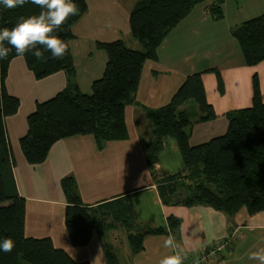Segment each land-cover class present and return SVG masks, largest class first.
Returning a JSON list of instances; mask_svg holds the SVG:
<instances>
[{"label": "crops", "instance_id": "0c3cea01", "mask_svg": "<svg viewBox=\"0 0 264 264\" xmlns=\"http://www.w3.org/2000/svg\"><path fill=\"white\" fill-rule=\"evenodd\" d=\"M137 1L86 0L88 8L72 26L73 37L69 40L76 69L74 81L83 92L91 93L93 82L105 70L108 55L97 46L99 42L121 39L131 48L142 49L130 25V14ZM213 2L197 5L167 35L159 48L158 60L145 62L134 100L125 109L129 133L125 140L100 145L93 134L61 138L54 142L43 162L29 163L20 144L29 129L28 116L38 101L50 99L65 89L69 77L65 70H60L39 79L28 68L24 56L11 60L6 87L19 98L20 106L15 114L6 117L5 123L16 161L14 175L18 191L26 199V236L49 237L75 260H87L90 264H108L104 243L113 247L119 264H159L166 255L179 254L188 260L225 242L226 248L205 264H260L258 260L248 259V254L264 249V211L250 214L244 207L231 216L210 205L166 204L152 169L158 174H175L184 168L177 140L165 135L158 162L152 167L147 160V146L154 136V124L147 110L168 104L188 75L202 72L207 100L216 113L215 118L200 121L202 113L194 100L182 107L196 115L195 124L189 129L192 146L224 135L229 128L228 113L252 106L255 76L264 101V60L248 65L232 35V30L247 17L261 14L264 0L258 12L252 11L250 16L238 14L226 25L237 42L234 43L237 58L208 68H198L196 62H191L201 45L207 46L214 39L210 37L211 31L227 22V0L223 2L224 16L220 20L210 13ZM216 69L220 72L222 88ZM67 176L74 177L78 195L85 204L97 205L115 199H122L123 204L130 202L136 215L135 226L142 232L148 230L143 236V249L134 251L128 228L119 222L101 231L95 229L86 245H74L66 224L69 199L62 186ZM171 216L180 220L175 231L169 225ZM155 228L163 232L149 231ZM168 238H172L174 247H164Z\"/></svg>", "mask_w": 264, "mask_h": 264}, {"label": "trees", "instance_id": "16d2710c", "mask_svg": "<svg viewBox=\"0 0 264 264\" xmlns=\"http://www.w3.org/2000/svg\"><path fill=\"white\" fill-rule=\"evenodd\" d=\"M209 0H138L130 14L132 34L142 44L134 49L123 40L99 42L97 46L108 55L103 75L92 84V92H83L74 81L76 74L69 40L72 26L86 12V0H72L78 12L70 15L53 35L60 38L67 51L62 58H52L44 51L37 59L31 52L23 56L28 68L37 78H44L65 70L69 80L65 89L54 97L38 101L28 116L29 129L20 144L29 163L43 162L54 144L61 138L93 134L100 145L111 140L129 138L125 119L126 106L133 102L138 90L142 70L147 60H158L159 48L170 31L197 5ZM224 0H215L210 13L215 19L224 16ZM37 5L4 9L0 6V28L11 29L21 18L39 15ZM248 65L264 60V12L244 21L232 30ZM11 51L0 60V240L11 238V252L0 251V264H90L75 260L65 249L56 247L49 237H29L25 234L26 199L19 194L14 175L16 161L12 152L6 117L15 114L20 106L18 97L6 87L11 60L17 55L14 47L4 42ZM43 49V46L38 45ZM219 86L222 88L220 72ZM194 100L202 116L200 121L216 117L208 102L202 72L187 76L170 102L157 109H148L147 115L154 124V136L147 146V160L152 167L158 162L164 148L163 137H174L180 147L184 168L175 174L152 169L158 180V189L166 204H203L233 216L246 207L250 214L264 211V101L258 77L254 78V97L250 107L228 113L229 128L221 136L192 146L189 129L195 124L194 113L182 107ZM67 193V228L74 245H86L95 229L121 223L128 228L129 241L134 251L143 249V236L135 226L136 215L132 204L122 199L102 201L97 205L82 202L73 176L62 180ZM185 198L175 201V194ZM173 231L180 220L169 217ZM134 229V230H132ZM161 233L163 229H149ZM108 264H119L113 247L104 243Z\"/></svg>", "mask_w": 264, "mask_h": 264}, {"label": "clouds", "instance_id": "9594fccd", "mask_svg": "<svg viewBox=\"0 0 264 264\" xmlns=\"http://www.w3.org/2000/svg\"><path fill=\"white\" fill-rule=\"evenodd\" d=\"M29 3L40 7L39 15L21 18L11 29L0 28V60L6 59L11 51L10 47L4 46L5 41L14 47L20 56L31 52L39 59L44 51H50L52 58H62L67 51V45L53 33L60 29L70 15L77 14V6L72 0H0V6L4 9L23 7ZM38 45L43 46V49ZM174 246L172 238L164 241V247ZM13 247L14 241L11 238L0 240V251L11 252ZM248 259L264 264V249L250 252ZM159 264H183V259L179 254L166 255Z\"/></svg>", "mask_w": 264, "mask_h": 264}, {"label": "rangeland", "instance_id": "374dc122", "mask_svg": "<svg viewBox=\"0 0 264 264\" xmlns=\"http://www.w3.org/2000/svg\"><path fill=\"white\" fill-rule=\"evenodd\" d=\"M262 1L263 0H227V5L225 7L227 22L220 24L214 29V31H211L212 33L210 34V37L214 39H212L211 43L207 46L205 44L201 45L202 47L198 50L197 54L191 57V62H196L200 66L198 68H208L211 64H226V62H229L233 58H237L238 53L235 49V45L237 44L234 45V43L237 42H234L236 40L226 30V25L227 23L233 22L238 14H241L242 16H250L252 11L258 12V6H262ZM259 12L262 14L264 9ZM247 18L249 19V17ZM237 49L239 50L238 46Z\"/></svg>", "mask_w": 264, "mask_h": 264}, {"label": "built area", "instance_id": "2783aa9c", "mask_svg": "<svg viewBox=\"0 0 264 264\" xmlns=\"http://www.w3.org/2000/svg\"><path fill=\"white\" fill-rule=\"evenodd\" d=\"M227 245L228 243L225 242L214 248L204 249L198 255L191 257L188 260H183V264H205L216 253L226 248Z\"/></svg>", "mask_w": 264, "mask_h": 264}, {"label": "water", "instance_id": "95a60500", "mask_svg": "<svg viewBox=\"0 0 264 264\" xmlns=\"http://www.w3.org/2000/svg\"><path fill=\"white\" fill-rule=\"evenodd\" d=\"M185 198V195H182L180 193L175 194V201H179L181 199Z\"/></svg>", "mask_w": 264, "mask_h": 264}]
</instances>
